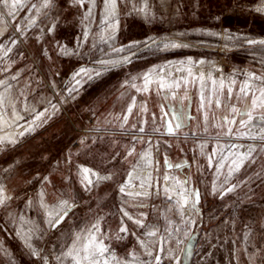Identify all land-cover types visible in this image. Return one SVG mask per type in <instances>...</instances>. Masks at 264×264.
I'll use <instances>...</instances> for the list:
<instances>
[{
  "label": "rangeland",
  "instance_id": "1",
  "mask_svg": "<svg viewBox=\"0 0 264 264\" xmlns=\"http://www.w3.org/2000/svg\"><path fill=\"white\" fill-rule=\"evenodd\" d=\"M44 3H0V264H67L74 234L98 220L105 244L135 252L133 264H264V124L255 115L241 128L224 106L242 107L240 85L264 76V45L247 43L264 40V0H117L107 20L105 0ZM145 74L153 83L138 92L131 84L142 89ZM161 76L180 87L158 91ZM162 121L181 127L168 134ZM143 168L125 188L141 195L121 193ZM176 181L198 191L195 209L194 196L177 206ZM65 200L73 207L55 224Z\"/></svg>",
  "mask_w": 264,
  "mask_h": 264
},
{
  "label": "snow or ice",
  "instance_id": "2",
  "mask_svg": "<svg viewBox=\"0 0 264 264\" xmlns=\"http://www.w3.org/2000/svg\"><path fill=\"white\" fill-rule=\"evenodd\" d=\"M49 0H45V3L43 6L47 7ZM78 2L82 3V0H78ZM0 3H3V5L5 7H9L10 9H17L18 6H20V0H11V4L9 3V0H0ZM109 5H110V9H109ZM33 7H35V5H33ZM115 9H116V0H105V12L107 13L106 16V20L108 16H112L115 14ZM38 10V9H37ZM141 11H143V9H141ZM9 15H12L13 12L10 10ZM91 14L90 10H89V15ZM112 27H114V25H112ZM19 30V29H17ZM0 35H2V33H0ZM230 37H226V39H228ZM13 43H15V41H13ZM247 43L249 45H256V44H260V45H264V40H248ZM172 47H178L179 45H171ZM165 47H168V45H165ZM11 49H9L8 51H10ZM116 51H123V49H116ZM7 54V53H5ZM128 57H124V61L127 62L128 61ZM101 63H114V62H110V61H102ZM202 63V62H201ZM84 70L81 69V72H83ZM188 74L189 76H191V69H188ZM211 78V77H210ZM199 79L201 80V82H203V74L200 75ZM143 80H144V84H143V88L141 89L140 87H137L136 84H131V87L136 89V91H148L149 85H151L153 83L150 74H145L143 76ZM251 80H258L260 81V86L256 88L255 91L252 90L253 86L250 83ZM156 84L158 85V91L159 90H163V89H168L171 90L172 88H179L180 87V82L178 80H174L171 83H169L167 80H165L162 76L157 79ZM187 82V81H185ZM3 83V82H0ZM80 81L77 80L76 84H79ZM212 84L215 85L216 81L215 79H212ZM232 84H235V80L232 81ZM225 88L224 82L223 80L220 81V90L221 92H223ZM75 90V89H71L70 91ZM213 91H215V88L213 89ZM227 93H228V97L231 98L233 95V89L231 87V85H229L227 87ZM258 93V95H257ZM203 94H201V101L203 102ZM237 100L242 102V107H237L236 105H233L231 103L225 104L224 106L228 109H230L231 114L234 117H239V125L241 128L246 127L249 123H251V121L254 119L255 115H259L260 120L258 121V123L260 124H264V76H256L255 74H250L249 75V81H245L244 83H242L239 87V93L237 95ZM217 106H220V100L217 99L215 101ZM0 105H3V98L0 97ZM135 106V99L133 98V102L132 104L128 107L127 111L130 114L132 112L133 107ZM53 108H55V105H53ZM142 110L146 111V107H144ZM44 113L40 112L36 115L35 119L39 120L41 116H43ZM22 117H17V119H20ZM207 119V116L205 117ZM125 123L128 120V116L125 115L123 117ZM153 119H155V117H153ZM178 119V118H177ZM227 124H236L237 121L236 119H229L228 116H224L222 118ZM146 123V121H145ZM162 123H165L166 126V132L168 134H174V132L176 130H178L181 127V123H176L175 127L173 126L171 121H167L164 122L162 121ZM219 126V125H218ZM121 127H123V125H121ZM32 129H26V131H31ZM264 130V129H262ZM153 131H159V129H153ZM232 131L231 128L228 129V133L230 134ZM139 132L143 133L144 132V128L141 127L139 128ZM24 133H20V135H23ZM2 139V138H0ZM14 142V141H12ZM201 147H203V145H201ZM135 151V149L133 148L132 150H130L128 152V155L131 156L133 154V152ZM243 159H247V156L243 157L240 161V163H237L235 160L232 162L235 165V170H239V168L241 167L242 163H243ZM141 160L145 161V165L146 166H151L152 164V153L150 150L145 151L141 154ZM209 161L211 162V157H209ZM223 165H221L222 167ZM136 165L133 166V168H135ZM231 169H230V174H231ZM82 175H83V179H82V183L84 182V180H87L88 184L92 183V180L88 179V174L90 172V169L88 168H82L81 169ZM92 175H97L96 173H92ZM131 177H132V173H129V179H128V183L122 185L120 187V192L121 193H125V188L131 186ZM98 180H106V179H110V177H99L97 176ZM165 181H167L169 178L167 176L164 177ZM177 185L180 188V191L175 193L179 199L176 201L177 206L182 209L185 205H187L189 203V196H194L195 199H193L191 201L192 204V208L195 209L196 208V204L198 203L199 200V193L198 191L192 190L189 191L180 181H176ZM141 187H143V181H141ZM234 187V186H233ZM233 187H229L227 189L228 192L233 191ZM165 193L170 192L171 190L167 187H165L164 189ZM187 193V194H186ZM128 196H138L141 195V193H125ZM3 199L4 198H0V204L3 203ZM169 199H171V196H169ZM72 205L69 204L68 201H61L60 202V208L62 211V215H58L55 218V224H59L65 216H67L68 212L71 211L72 209ZM123 211V209H122ZM51 215V214H49ZM124 216H127L129 219H132L131 216H129V214L124 211ZM137 224L142 225V222L137 220L135 221ZM55 226V225H54ZM127 229L126 227H121L120 232H126ZM146 236L148 237H153L156 235V231H148L145 233ZM141 245L145 248H147V245L144 243V241L140 242ZM29 247H31V245H29ZM162 250V249H161ZM33 254L35 255L36 252L35 250H33ZM146 254L148 256L152 255L151 251H147ZM132 259L129 260L127 258H121L118 257L116 255V253L111 250L109 248V246L107 244H105L104 239L102 238V233H101V229H100V221L98 220L95 224H93L90 228L81 230L80 232H77L74 234L71 245L67 248V250L63 253V258L64 260L67 262V264H133L134 261L138 260V257L136 256L135 252H132L129 254ZM59 259V258H58ZM156 260V264H160V256H156L155 257Z\"/></svg>",
  "mask_w": 264,
  "mask_h": 264
},
{
  "label": "bare ground",
  "instance_id": "3",
  "mask_svg": "<svg viewBox=\"0 0 264 264\" xmlns=\"http://www.w3.org/2000/svg\"><path fill=\"white\" fill-rule=\"evenodd\" d=\"M109 9H110V5H109ZM117 14H118V4H117V0H116L115 15H117ZM0 119L3 121L4 124L8 123L6 118L3 115H0ZM2 135H7V136L11 137L13 135V131L3 130ZM131 173H132V177H131V180H132V179H134V178H136L138 176L147 175L148 170L144 169V168L143 169H139V170L138 169H133L131 171ZM128 179H129V177H128Z\"/></svg>",
  "mask_w": 264,
  "mask_h": 264
},
{
  "label": "trees",
  "instance_id": "4",
  "mask_svg": "<svg viewBox=\"0 0 264 264\" xmlns=\"http://www.w3.org/2000/svg\"><path fill=\"white\" fill-rule=\"evenodd\" d=\"M229 25L232 26L231 23H229Z\"/></svg>",
  "mask_w": 264,
  "mask_h": 264
}]
</instances>
